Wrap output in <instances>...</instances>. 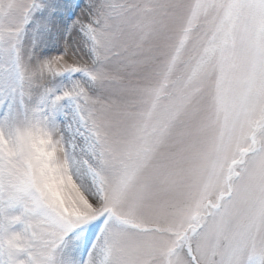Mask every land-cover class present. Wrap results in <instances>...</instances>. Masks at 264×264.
<instances>
[{
	"label": "snow or ice",
	"instance_id": "1",
	"mask_svg": "<svg viewBox=\"0 0 264 264\" xmlns=\"http://www.w3.org/2000/svg\"><path fill=\"white\" fill-rule=\"evenodd\" d=\"M0 264H264V0H0Z\"/></svg>",
	"mask_w": 264,
	"mask_h": 264
}]
</instances>
